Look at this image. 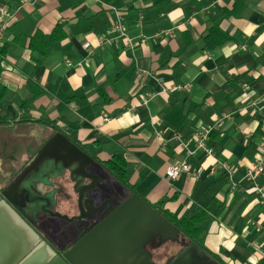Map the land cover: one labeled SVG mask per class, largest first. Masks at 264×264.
Listing matches in <instances>:
<instances>
[{"label": "crops", "instance_id": "crops-1", "mask_svg": "<svg viewBox=\"0 0 264 264\" xmlns=\"http://www.w3.org/2000/svg\"><path fill=\"white\" fill-rule=\"evenodd\" d=\"M1 6L10 18L0 37L7 53L0 57V181L58 130L94 157L92 172L106 184L101 163L122 155L130 186L149 204L166 200L178 218L204 211V245L224 264H264L257 252H264L263 199L245 177L264 140V0ZM119 17L131 45L114 30ZM215 27L230 41L206 52L202 38ZM40 36L48 44L41 65ZM207 127L212 157L194 141ZM178 161L198 176L167 180ZM217 164L231 169L232 180ZM258 182L264 187V174ZM115 185L106 198L117 206L131 193Z\"/></svg>", "mask_w": 264, "mask_h": 264}, {"label": "water", "instance_id": "water-1", "mask_svg": "<svg viewBox=\"0 0 264 264\" xmlns=\"http://www.w3.org/2000/svg\"><path fill=\"white\" fill-rule=\"evenodd\" d=\"M96 163L60 131L47 140L15 181L0 190V264H152L145 249L150 242H178L180 231L140 195L134 193L117 206L113 198H106V182L91 171ZM58 180L53 190L63 186L70 193V201L63 204L77 209V229L84 233L62 255L28 222L55 205L56 194L34 200L33 188H49ZM8 203L21 208L25 204L27 221ZM96 218L95 227L82 226ZM186 242L172 264H221L197 243Z\"/></svg>", "mask_w": 264, "mask_h": 264}, {"label": "flooded vegetation", "instance_id": "flooded-vegetation-1", "mask_svg": "<svg viewBox=\"0 0 264 264\" xmlns=\"http://www.w3.org/2000/svg\"><path fill=\"white\" fill-rule=\"evenodd\" d=\"M38 152V151H37ZM36 155V154H35ZM34 155V156H35ZM33 156V158H34ZM25 161L24 166L19 168V170L3 181H0V190L7 188L15 179L22 173V171L29 165L33 160ZM93 169L91 168V171ZM55 182L52 186L47 188L46 185H38L35 189L33 188V197L35 199L45 198L47 194H56L55 195V205L49 208V211L44 213L40 212L36 218V221H31L27 218L22 209H25V204L22 208L15 206L11 203H8L13 210L18 213L22 218L32 224V227L40 235L42 240L46 241L52 249L58 254L62 255L67 250H69L75 243H77L83 236L84 233L77 229L76 217H78V211L76 208H72L67 202L70 201V193H66L63 189V186L56 188L54 187L58 183ZM104 186L102 188L104 189ZM27 199H24V202L27 203ZM29 200V199H28ZM63 202H66L63 204ZM21 204V201L18 203ZM116 206V205H115ZM98 219H94L91 222L84 223L82 226L89 227L92 225V228L98 224ZM63 224V225H62ZM56 233V235H54ZM65 241V244H60V241ZM187 239L180 233V238L177 243L165 242L163 243L160 238L150 242L145 249L151 254L152 264H172L175 260L178 259L182 253L184 243ZM187 243V242H186ZM63 245V246H60ZM221 263V262H220ZM222 264V263H221Z\"/></svg>", "mask_w": 264, "mask_h": 264}, {"label": "trees", "instance_id": "trees-1", "mask_svg": "<svg viewBox=\"0 0 264 264\" xmlns=\"http://www.w3.org/2000/svg\"><path fill=\"white\" fill-rule=\"evenodd\" d=\"M38 38L40 40V59H38V62H40L41 65L47 56L48 44L44 42L42 36ZM202 40L204 50L206 52H212L226 45L230 41V37L227 36L225 32L220 30L218 27H215L208 30L207 33H205V35L203 36ZM31 46L35 49V45ZM6 54V49L0 48V57H5ZM52 128L55 129L56 127L52 125ZM57 131L58 130H56V132ZM72 141L80 145L78 142L74 140ZM101 165L104 170L118 182V184L127 188L131 195L134 193L136 194L135 189L129 184L127 164L122 155H116L112 160L106 163H101ZM166 202V200H162L152 206L158 212H160L166 219H168L189 242H195L203 249L208 251L204 245V239L207 234L206 224L209 221L208 215L204 211L196 210L192 215L183 218H178L176 215L171 214L168 210L165 209ZM209 253L213 255L211 252ZM213 256L217 258L215 255ZM220 262L224 264L222 261Z\"/></svg>", "mask_w": 264, "mask_h": 264}, {"label": "built area", "instance_id": "built-area-1", "mask_svg": "<svg viewBox=\"0 0 264 264\" xmlns=\"http://www.w3.org/2000/svg\"><path fill=\"white\" fill-rule=\"evenodd\" d=\"M9 18L10 14L8 12L7 7L1 6L0 7V37L3 35L5 30L8 27L9 24ZM114 30L120 33L121 36H124L128 44L131 45L130 40L126 38L125 31H124V25H123V18L119 17V23L114 27ZM101 44H112L114 39L111 38H103L100 39ZM107 120V118H105ZM213 127H207L200 132L196 133L194 137V141L197 145V149L201 150L205 153L207 157H212L213 156V149L209 148L205 145V141L208 140L210 134L213 131ZM259 149V157L256 160L255 163L251 164L247 170L245 171V177L246 179L254 186L255 190L261 195L263 201L262 204L264 206V187L261 186V184L258 182V179L264 174V140L260 142L258 145ZM189 154H194L193 152H190ZM222 167L226 169L229 173V178L232 180V171L229 167L226 165H219L217 164L216 167ZM185 173L188 174L191 177L196 178L198 175L191 171V168L183 161H178L172 165H170L165 174L167 180L170 182L176 181L177 179L180 178V176ZM257 252L260 254L261 258L264 259V252L261 250H257Z\"/></svg>", "mask_w": 264, "mask_h": 264}, {"label": "rangeland", "instance_id": "rangeland-1", "mask_svg": "<svg viewBox=\"0 0 264 264\" xmlns=\"http://www.w3.org/2000/svg\"><path fill=\"white\" fill-rule=\"evenodd\" d=\"M5 150V146H4V143H3V145H2V150ZM1 152V151H0ZM2 153V152H1ZM11 153V152H10ZM5 154V153H4ZM99 171V170H98ZM109 176V178L108 177H106V181H107V183H109V185H115V186H117V187H122L121 185H119L118 183H117V181H115V179L112 177V176H110V175H108ZM109 185L108 184H106L105 186H104V192H105V195H106V191L108 190L109 191ZM63 225V224H62ZM54 235H56V233L54 234ZM66 242L65 241H60V244H65ZM60 246H63V245H60Z\"/></svg>", "mask_w": 264, "mask_h": 264}]
</instances>
